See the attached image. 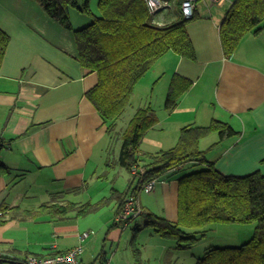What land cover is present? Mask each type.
Here are the masks:
<instances>
[{"label":"crops","instance_id":"crops-1","mask_svg":"<svg viewBox=\"0 0 264 264\" xmlns=\"http://www.w3.org/2000/svg\"><path fill=\"white\" fill-rule=\"evenodd\" d=\"M234 1L216 5L199 0L194 18L186 22L195 58L168 53L142 78L160 67L142 99L158 117L142 140L144 152L173 147L185 126L219 120L237 133L202 138L208 161L225 175L264 174V30L247 34L235 53L226 56L220 28ZM155 20L177 21L176 6ZM82 22L73 28L84 27ZM0 28L10 36L0 69V254L25 264L30 255L45 257L82 246L81 264H137L127 254L129 234L115 223L131 174L119 164V155L110 160L108 126L86 96L98 75L78 60L73 31L35 0H0ZM174 76L191 85L168 111L165 102ZM161 81L159 104L153 105ZM186 168L183 176L193 166ZM179 176H160L153 191L140 192L137 197L146 213L177 221ZM85 203L100 206L79 215ZM16 208L29 211L12 217ZM36 210L41 213L33 215ZM140 219L144 217L132 222V233L151 237L147 246L158 253L155 260L169 259L166 246H177L175 241L151 232Z\"/></svg>","mask_w":264,"mask_h":264},{"label":"trees","instance_id":"trees-1","mask_svg":"<svg viewBox=\"0 0 264 264\" xmlns=\"http://www.w3.org/2000/svg\"><path fill=\"white\" fill-rule=\"evenodd\" d=\"M35 1L47 15L73 31L78 60L98 75L97 84L86 96L107 124L111 139L116 134L122 138L118 162L131 174V185L122 194L120 209L127 196H138L143 185L152 178L181 175L177 221L145 212L144 226L153 228L165 239L177 241L178 247H184L201 239L215 224L256 222L255 234L249 241L238 247H210L197 264H264V174L256 171L244 176L225 175L216 169L215 163L208 161L207 151L200 147L201 139L209 134L218 132L223 139L237 131L219 120L206 126H185L173 147L144 152L142 140L158 122L152 106L138 108L126 128L120 134L117 131L137 84L158 60L171 52L195 58L194 46L186 30L187 20L182 16L179 21L158 23L148 0H99L97 13L90 8L91 0H86L82 6L79 0ZM169 1L174 6L179 5L181 11L183 0ZM72 8L90 14L92 22L73 28ZM262 30L264 0H235L220 28L225 55L232 56L247 34ZM9 43L10 36L0 28V69ZM190 85V81L179 76L172 78L165 102L168 111L177 107ZM189 163L193 169L183 176ZM134 166L139 169L138 175L132 174ZM99 206L85 203L78 213L86 215ZM16 209L12 210V217L29 211ZM37 213L41 211L32 212L33 215ZM16 263L0 256V264Z\"/></svg>","mask_w":264,"mask_h":264},{"label":"rangeland","instance_id":"rangeland-1","mask_svg":"<svg viewBox=\"0 0 264 264\" xmlns=\"http://www.w3.org/2000/svg\"><path fill=\"white\" fill-rule=\"evenodd\" d=\"M81 3V6L85 3L86 0H79ZM99 0H91L90 1V8L92 12L97 13L98 12V4ZM83 3V4H82ZM171 9V8H170ZM71 11V22L73 25H79L80 19L83 20L82 24L88 25L90 22H92L93 18L88 13H83L81 11H78L77 9H70ZM176 16L177 20H181V11L180 6H176ZM83 27V26H81ZM80 28V27H79ZM165 67H168V65H164ZM161 69L160 67L153 72H150V75H147L144 79H142L137 84V94L135 101H132L133 104L129 105L123 115L121 116L117 131L120 134L128 125L130 119L136 112L137 107L140 105V107H147L150 106V104H146L145 102H142V99L146 97L149 93V91L152 89V83L155 79L158 78V74L156 72H159ZM162 81L157 85L156 92L154 93V100L157 102L153 105H158V96L162 93ZM164 104V101L162 102ZM161 103V104H162ZM111 150H110V160L114 161L116 154L119 155L120 147L122 144V138L119 137L118 134L114 135L111 139ZM210 140L206 141V143L203 144L202 147H207L210 144ZM144 192V191H141ZM145 193V192H144ZM144 219H140L139 223L143 225ZM136 223H130L126 228H124V232L129 234V238L127 241L128 250L127 254L133 258H135V263L137 264H197L199 259L202 258L205 254V252L210 247H238L247 241H249L255 234L256 231V222H248V223H242V222H234V223H219L215 224L210 229L205 236H203L201 239L196 241L195 243H192L190 245L184 246V247H177V241L174 243L177 244V246L171 247L166 246V252L169 259H164L163 261L155 260L154 256V249L152 248V245L147 246L148 243H151V237H147L146 235H136V233H132V231L135 228ZM152 232V228L150 229ZM154 232V231H153ZM134 234L133 239L132 235ZM156 234V233H154ZM155 238H159L158 235H155ZM154 238V239H155ZM148 239V241L146 240ZM153 239V240H154ZM165 242L171 243L172 241H164L163 244H166ZM154 243V242H153ZM173 243V242H172ZM173 243V244H174ZM175 245V244H174ZM171 260V261H170Z\"/></svg>","mask_w":264,"mask_h":264},{"label":"built area","instance_id":"built-area-1","mask_svg":"<svg viewBox=\"0 0 264 264\" xmlns=\"http://www.w3.org/2000/svg\"><path fill=\"white\" fill-rule=\"evenodd\" d=\"M199 0H183L181 3V14L185 20L193 19L195 16L197 2ZM212 4L221 5L226 0H209ZM151 13L157 15L163 10H169L173 7V3L169 0H148ZM132 174L138 175L139 169L134 166ZM158 183V178H152L146 182L141 191L149 193L154 190ZM145 210L139 202L137 196L129 195L124 199L122 208L115 216V223L120 225L123 229L136 219L142 217ZM87 234H85L86 236ZM84 250L82 246H78L67 252H60L53 255L38 257L30 255L25 264H81L80 257ZM1 256V254H0ZM102 264H111L110 260H105Z\"/></svg>","mask_w":264,"mask_h":264}]
</instances>
